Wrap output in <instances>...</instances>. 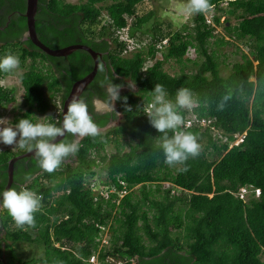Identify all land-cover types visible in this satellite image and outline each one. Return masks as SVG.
Here are the masks:
<instances>
[{"label": "trees", "instance_id": "1", "mask_svg": "<svg viewBox=\"0 0 264 264\" xmlns=\"http://www.w3.org/2000/svg\"><path fill=\"white\" fill-rule=\"evenodd\" d=\"M106 1L38 0L36 29L45 44L58 48L85 43L103 52L106 66L102 60L89 85L97 88V97L106 96L99 83L105 77L122 86L129 78L137 90L120 92L127 97L117 100L123 123L80 138L78 152L66 157L53 172L41 169L28 156L15 162L10 187L36 192L41 207L34 213L32 225L11 227L14 221L7 210L5 217L0 215V230L5 231V241H11L6 242L8 256L3 264H90L88 259L96 251L101 260L113 256L124 259L125 264H264V0H209L216 8L227 3L228 11L236 14L237 23L232 29L227 27L229 36L255 42L254 57L243 53L226 76L210 50L217 27L205 22L204 12L194 13V26L153 35L147 48L123 55L125 42L115 32L127 25L129 17H137V5L144 0ZM3 5L7 11L0 12V56L16 50L19 64L27 66L19 75L24 89L20 108L24 109L12 122L22 117L38 122V115L53 109L46 122L59 124L58 97L62 107L73 83L92 70L93 59L81 49L66 56L50 55L30 39L23 40L26 0H0V9ZM146 19L148 16L140 17L136 24L140 26ZM219 21L216 15V24ZM166 36L162 56L154 59L156 42ZM220 41L229 42L223 36ZM190 46L196 47L203 60L189 59ZM148 56L153 57L150 64ZM170 59L184 65L192 61L197 69L171 74L164 69ZM10 71H0V111L16 101L14 87L1 83ZM155 84L163 85L173 101L177 89H190L198 117L215 118L229 140L246 132L244 140L230 147L229 141L215 139L209 128L182 125L178 130L193 133L204 147L184 162L166 164L158 147L161 134L145 113ZM94 95L91 92L89 99ZM225 95L229 99L219 108ZM180 112L184 119L186 110ZM110 116L115 114L94 113L92 117L102 128ZM72 137L66 133L64 139L71 142ZM109 143L115 150L107 153ZM209 147L219 154L217 159L207 155ZM25 149H0V189L7 184L9 159ZM101 162L113 188L106 195L94 192L90 183L96 174L94 167ZM245 184L259 187L260 195H251L246 201L237 196L235 192ZM107 225L109 242L101 246ZM15 241L40 242L44 253L21 260L12 245Z\"/></svg>", "mask_w": 264, "mask_h": 264}, {"label": "clouds", "instance_id": "2", "mask_svg": "<svg viewBox=\"0 0 264 264\" xmlns=\"http://www.w3.org/2000/svg\"><path fill=\"white\" fill-rule=\"evenodd\" d=\"M209 0H188V10L193 13H203L209 8ZM20 63L19 57L13 54L0 56V71L8 72L15 69ZM103 71V68L100 69ZM106 96L101 99L93 97L90 101L92 109L97 113H114L117 100H127L121 97L122 84L113 83V79L105 77L100 81ZM130 82L129 87H134ZM153 98L146 110L150 124L161 134L158 139V147L164 155V162L168 165L184 162L189 156L199 154L200 144L197 137L187 131L178 130L184 125L180 109H191L195 104L192 91L181 87L177 89L175 100L167 98V92L163 85L155 84L152 88ZM57 99L61 102V97ZM229 99L225 95L218 107L223 108L224 102ZM63 108V106H62ZM62 108L61 111L62 112ZM53 110V109H52ZM52 110L44 114L46 119ZM172 130V135H168ZM99 127L89 111V102L83 98L73 97L67 104V110L63 112L59 124L48 122H33L28 118H20L15 125H4L0 119V144L27 148L37 157L39 167L49 173L57 169L62 161L69 155L78 152V139L85 136H96ZM66 133L72 134L76 139L66 142ZM62 137L58 142L57 137ZM41 207V197L34 191L20 187H8L0 189V208L6 209L17 226L32 225L34 213Z\"/></svg>", "mask_w": 264, "mask_h": 264}, {"label": "rangeland", "instance_id": "3", "mask_svg": "<svg viewBox=\"0 0 264 264\" xmlns=\"http://www.w3.org/2000/svg\"><path fill=\"white\" fill-rule=\"evenodd\" d=\"M69 2H79V0H66ZM113 0H107L105 3H110ZM188 0H144L137 5V17L134 18L133 21V31L132 35L135 37L142 39L143 41H147V43L151 40L153 35L162 34L166 32H174L176 30H181L183 27L194 26V13L188 10ZM228 4L222 3L219 7L216 8V14L220 17V21L217 23L216 35L211 39L210 42V50L215 53V57L218 60L221 74L226 76L230 71L234 62L242 60V54L246 53L250 57H254L255 54V42L253 39L242 38L237 39L236 37H231L228 35L227 27H232L237 23L236 14L228 11ZM105 11V10H104ZM106 16V12H104V17ZM148 16V19L144 20L140 26L136 24V21L140 17ZM100 25V24H99ZM99 25H95L94 28L99 30ZM225 37L229 40L228 43H222L220 41L221 37ZM13 40V39H12ZM1 44V43H0ZM11 54L16 55V50ZM132 52H130V55ZM190 60H198L199 62L203 60V56L198 54L197 49L195 47V51L192 57H189ZM31 61L28 60L29 64ZM27 67V66H26ZM26 67L21 66L20 64L10 71L9 74H6L1 83L4 85H8L10 87H14V94L16 97V101L13 105H3L0 111V118L3 121L4 125H15L12 122V118L14 115L18 113V111H22L24 108H20V103L23 98V86L20 80V73H22ZM164 69L167 70L171 74H179L182 70H187L192 72L197 69V67L193 64L192 61H187L186 64H182L177 62L174 59H170L166 61L164 64ZM252 80H255L253 76ZM134 83V87H129V83ZM137 90V84L131 79H127L126 85L120 88L121 91L125 90ZM116 104V103H115ZM117 105V104H116ZM118 106V105H117ZM119 110V109H118ZM119 117H117V121L112 125L116 126L124 121L123 114L119 110ZM38 122H46V117L44 114L37 116ZM111 126L100 129L105 132ZM200 147H204L203 143L200 144ZM11 149L12 151H17L19 149L18 145L9 146L0 144V149ZM127 148V147H126ZM107 153H110L115 150L114 144L109 143L106 145ZM28 150V149H27ZM26 151V149H25ZM24 152V151H23ZM96 155L95 152H93ZM207 155L212 159H217L219 154L212 150L211 147L207 149ZM76 164L75 162H73ZM96 174L90 179V183H92V188L94 192H102L103 194H107L108 191H113V188L108 185V175L107 170L104 163H99L95 167ZM139 184L135 185L134 188L137 190ZM133 188V189H134ZM138 191V190H137ZM125 194L124 191L120 192V196ZM6 209L3 210V216L5 217ZM10 224V223H9ZM11 227H15V222L11 223ZM144 238L146 239V235L144 232H141ZM5 231L0 230V264H3L4 261L7 260L8 252L6 248V242L11 243V241H5ZM13 248L19 259L26 260L32 257H41L43 255V244L40 242L32 243L25 241H15L12 243ZM264 261V252L261 255ZM113 260V259H111ZM113 262V261H112ZM114 263V262H113ZM112 263V264H113Z\"/></svg>", "mask_w": 264, "mask_h": 264}, {"label": "built area", "instance_id": "4", "mask_svg": "<svg viewBox=\"0 0 264 264\" xmlns=\"http://www.w3.org/2000/svg\"><path fill=\"white\" fill-rule=\"evenodd\" d=\"M205 15V22L210 26L217 27V24L215 22V16L216 14V7L215 6H209V8L204 12ZM134 16H131L128 18V22L126 26H123L115 32V34L120 38V40H123L125 42V48L122 51L123 55H128L130 52H134L137 50H140L142 48H147L148 43L147 41H143L142 39H139L131 34L132 32V23L134 21ZM152 39V38H151ZM169 37L166 36L162 40L156 42L157 52L156 55H154V59L162 56V48L167 44ZM195 51V47L190 46L187 50V55L192 56ZM153 57L148 56L147 63L152 62ZM253 78V77H252ZM61 102L58 100L57 104H59L58 109L56 110V119H58V113L61 111ZM151 101L146 105V110L148 109V106L150 105ZM186 110V115L184 117V127H191L194 125H197L199 127L209 128L212 132L215 139L219 141H229V146L233 145H239L245 137L246 132L243 133H236L234 139H230L228 135L221 130L219 127L216 126L215 118L213 117H198V115L193 112V107L191 109L184 108ZM1 119V118H0ZM260 188L255 187L253 184H245L241 186L238 191L235 192L237 196L242 198L243 200H248L251 195L259 196L260 195ZM109 231H108V225L105 226V232L101 237V246L103 244H107L109 241ZM99 253L96 251L89 259L90 264H125L126 261L124 259L116 258L113 256H108L106 259L101 260L98 257ZM113 259V260H111ZM113 261V262H112Z\"/></svg>", "mask_w": 264, "mask_h": 264}, {"label": "water", "instance_id": "5", "mask_svg": "<svg viewBox=\"0 0 264 264\" xmlns=\"http://www.w3.org/2000/svg\"><path fill=\"white\" fill-rule=\"evenodd\" d=\"M38 10V0H26V9L24 12V15L26 17V24H27V30L25 32V38L24 39H30L34 45H36L38 48H40L42 51H44L47 54L54 55V56H66L70 53H72L75 50L81 49L84 51H87L90 56L93 59V68L90 72H88L85 76L77 79L67 97L64 100L62 112H61V120L63 116V112L67 110V104L69 101L75 96L79 97V91L83 89V87L89 85L91 81L95 78L99 67H100V62H101V53L93 49L90 45L85 44V43H72L68 44L66 46L58 47V48H53L45 44L39 37L36 29V14ZM62 137H57L56 141L58 142ZM33 154L32 151H24L22 153H19L13 157H11L8 161V179H7V184L5 188H8L11 186L14 180V169H15V162L23 157L30 156ZM4 188V189H5Z\"/></svg>", "mask_w": 264, "mask_h": 264}, {"label": "flooded vegetation", "instance_id": "6", "mask_svg": "<svg viewBox=\"0 0 264 264\" xmlns=\"http://www.w3.org/2000/svg\"><path fill=\"white\" fill-rule=\"evenodd\" d=\"M6 11H7V7L5 6V5H3L2 7H1V9H0V12H1V14H4V13H6ZM11 16V14L9 13L8 14V19L10 20V17ZM6 25H7V23H6ZM25 33L23 34V37H22V39L23 40H27V39H24L25 38ZM99 52V51H98ZM100 53H101V61L102 60H104L103 59V56H104V54H103V52L102 51H100ZM104 65L106 66V62H105V60H104ZM94 80V79H93ZM92 80V81H93ZM91 81V82H92ZM102 81V80H101ZM100 83V82H99ZM95 84V83H94ZM90 85V84H89ZM89 85H87V86H85V87H83V89H81L80 91H79V94H78V96H79V98H83V99H85L86 101H88L89 102V111H90V114L93 116L94 115V113H96V114H98V115H100V114H107V113H97V112H95L93 109H92V107H91V104H90V99H89V97H90V93L92 92L93 93V95L95 94V92L97 91V88L96 87H92V86H89ZM96 85V84H95ZM101 86V85H100ZM103 88V87H102ZM94 97H97L96 96V94L94 95ZM99 98H101V97H99ZM101 99H103V98H101ZM116 104H117V101L115 102ZM116 104H114V107H115V110L117 111V112H119V110L121 111V109H120V107L119 106H117ZM119 109V110H118ZM112 115L114 114V113H111ZM118 119H117V116L115 115V116H110L109 117V120H108V122H107V124L104 126V127H102V128H106V127H108V126H111L112 127V125L117 121ZM102 128H99V129H102ZM74 139H76V137H72V140L71 141H73ZM80 139V138H79ZM78 139V140H79ZM30 159L31 158H35L36 159V161H37V157H35L34 156V154H31L30 156H28ZM28 162H26V170H28L29 169V166H28V164H27ZM0 181H1V179H0ZM3 210L4 209H2V208H0V215H2L3 214Z\"/></svg>", "mask_w": 264, "mask_h": 264}, {"label": "bare ground", "instance_id": "7", "mask_svg": "<svg viewBox=\"0 0 264 264\" xmlns=\"http://www.w3.org/2000/svg\"><path fill=\"white\" fill-rule=\"evenodd\" d=\"M102 16V15H101ZM136 187V186H135Z\"/></svg>", "mask_w": 264, "mask_h": 264}]
</instances>
